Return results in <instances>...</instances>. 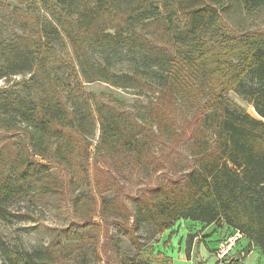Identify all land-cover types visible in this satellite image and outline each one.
<instances>
[{
  "label": "trees",
  "instance_id": "1",
  "mask_svg": "<svg viewBox=\"0 0 264 264\" xmlns=\"http://www.w3.org/2000/svg\"><path fill=\"white\" fill-rule=\"evenodd\" d=\"M0 1V80L23 77L21 90H0V221L20 200L89 186L92 156L146 178L172 167L184 176L130 197L101 165L99 215L158 235L182 221L227 226L264 258V32H235L220 12L227 0ZM243 7L256 14L264 0ZM94 83L147 95L141 124L88 92ZM232 92L259 119L232 109ZM181 145L191 170L165 159ZM0 253L4 264H57L54 247L12 249L1 233Z\"/></svg>",
  "mask_w": 264,
  "mask_h": 264
},
{
  "label": "rangeland",
  "instance_id": "2",
  "mask_svg": "<svg viewBox=\"0 0 264 264\" xmlns=\"http://www.w3.org/2000/svg\"><path fill=\"white\" fill-rule=\"evenodd\" d=\"M220 12L224 21L239 34L254 30L264 32V8L251 15L244 10L243 0H227ZM115 71L124 74L131 69L127 65H121ZM22 80V76L0 80V90H21L18 83ZM250 85L257 87L255 83ZM85 88L120 106L127 116L139 124L151 103V99L140 90L118 89L105 83L86 84ZM228 103L232 109L259 119L254 107L234 92L229 94ZM178 116L184 127L189 126L193 117L185 110H179ZM169 155L171 151L168 150L165 159L173 158L179 171L192 169L190 151L186 145H181L175 154ZM158 156L161 157V153ZM104 164L108 166L106 175L113 178L118 187L124 188L126 195L130 197L139 195L151 186L166 183L171 178L184 176L182 172L176 173L172 167L147 178L138 170L124 167L120 171L122 175L115 172L116 169L107 161L104 163L99 160L95 165V158L92 156L91 183L77 191L72 198L66 193H38L11 206L8 220L0 221V233L7 245L12 249L27 251L54 247L58 252L57 264H124L135 256L141 257L146 264H215L220 245L227 247L232 244L226 258L229 263L237 257L240 259L238 264H263L264 258L260 250L256 248L253 251L249 241L248 245L245 241L240 244V238L239 241L233 238V243H229L230 231L227 226H206L198 222L183 221L158 235L155 228L148 224H140L136 230L128 232L119 223L102 218L98 213L99 209H96L100 197L96 177L105 176V173L100 174L98 170ZM128 204L132 209L131 203ZM131 224L132 220L129 228ZM192 235H197L198 239H192L189 257L188 240ZM0 264H4L1 253Z\"/></svg>",
  "mask_w": 264,
  "mask_h": 264
},
{
  "label": "built area",
  "instance_id": "3",
  "mask_svg": "<svg viewBox=\"0 0 264 264\" xmlns=\"http://www.w3.org/2000/svg\"><path fill=\"white\" fill-rule=\"evenodd\" d=\"M233 238L229 239V243H233ZM232 247V244H230V246L225 247V245L221 244L220 248L216 254V262L215 264H228L229 262L226 260L228 253L230 252Z\"/></svg>",
  "mask_w": 264,
  "mask_h": 264
},
{
  "label": "crops",
  "instance_id": "4",
  "mask_svg": "<svg viewBox=\"0 0 264 264\" xmlns=\"http://www.w3.org/2000/svg\"><path fill=\"white\" fill-rule=\"evenodd\" d=\"M182 222H183V221H182ZM229 231H230V232L228 233V236H230V238L238 239V241L241 239L242 241H241V240L239 241V242H241L240 244H242V242L245 241L246 244L248 245V241H249V240L246 239V238L244 239V238L241 236L240 233H237V232H235V231H232L231 229H229ZM232 236H233V237H232ZM239 238H240V239H239ZM197 239H198V238H196L195 240H197ZM219 244H220V243H219ZM250 245H251V244H250ZM252 248H253V249H252L253 251H254V249H256L253 245H252ZM263 264H264V262H263Z\"/></svg>",
  "mask_w": 264,
  "mask_h": 264
}]
</instances>
